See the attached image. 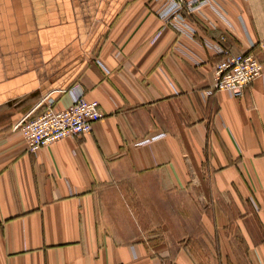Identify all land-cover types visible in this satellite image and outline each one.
<instances>
[{
	"label": "crops",
	"instance_id": "obj_1",
	"mask_svg": "<svg viewBox=\"0 0 264 264\" xmlns=\"http://www.w3.org/2000/svg\"><path fill=\"white\" fill-rule=\"evenodd\" d=\"M162 4L0 0V264H264V75L216 92L208 47L264 65V0L183 12L190 37ZM75 85L102 119L28 153L12 125Z\"/></svg>",
	"mask_w": 264,
	"mask_h": 264
},
{
	"label": "built area",
	"instance_id": "obj_2",
	"mask_svg": "<svg viewBox=\"0 0 264 264\" xmlns=\"http://www.w3.org/2000/svg\"><path fill=\"white\" fill-rule=\"evenodd\" d=\"M163 2L158 16L176 32L188 35L196 30L182 16L193 13L202 6H211V0H156ZM227 35L208 44L216 49L221 59L214 69V91L228 92L233 97H242L245 89L264 75V65L252 53L233 54L223 46ZM70 105L64 109L54 106V99L44 98L29 113L12 125L11 130L20 135L25 149L37 153L65 138L80 137L91 131L92 125L102 119L103 113L96 101H88L78 85L69 89Z\"/></svg>",
	"mask_w": 264,
	"mask_h": 264
},
{
	"label": "rangeland",
	"instance_id": "obj_3",
	"mask_svg": "<svg viewBox=\"0 0 264 264\" xmlns=\"http://www.w3.org/2000/svg\"><path fill=\"white\" fill-rule=\"evenodd\" d=\"M192 217L193 218H196L197 217V210L195 208L192 210Z\"/></svg>",
	"mask_w": 264,
	"mask_h": 264
}]
</instances>
